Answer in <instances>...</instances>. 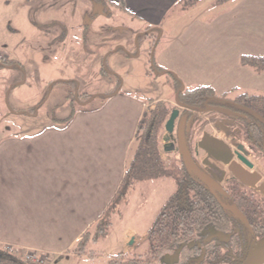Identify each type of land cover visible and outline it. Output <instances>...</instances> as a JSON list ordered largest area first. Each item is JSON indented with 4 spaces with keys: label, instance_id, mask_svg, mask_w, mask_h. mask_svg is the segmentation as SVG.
Instances as JSON below:
<instances>
[{
    "label": "crops",
    "instance_id": "1",
    "mask_svg": "<svg viewBox=\"0 0 264 264\" xmlns=\"http://www.w3.org/2000/svg\"><path fill=\"white\" fill-rule=\"evenodd\" d=\"M52 1L58 0H36L37 26L49 25L62 31L60 23L55 22L59 21L55 6H48ZM204 1L183 11L182 0H67L63 15L68 21L63 31L78 30L80 24L70 23V20L84 15L82 19L88 22L81 31H88V35L82 44L84 40L89 44V32L96 35L107 30L97 22L114 13L120 19H137L141 24L152 26L154 31H175L160 51L155 65L173 73L184 88L210 87L217 95L237 89L241 93L264 96V72L256 74L239 63L241 56H264V0H232L217 7L212 0L207 8L203 7ZM23 2L30 4L29 0ZM74 2L83 13L74 12ZM22 10L25 8L21 4L19 11L23 16L16 14L19 19L27 17ZM109 29L116 31V28ZM61 39L67 41V33H63ZM111 51L114 50L106 53ZM1 55L8 63L13 61L8 55ZM55 59L54 62L58 61L57 57ZM65 81L68 80L60 82ZM152 100L172 106L158 146L163 163L169 166L173 159L181 158L178 130L183 108L170 96ZM153 108L121 88L97 110L77 111L66 125L53 123L31 135L16 136L5 131L0 138V245L49 260L75 255L80 238L92 229L117 194L132 158L137 125L143 113ZM216 114L220 118L213 122L214 127L209 125L198 133L193 156L197 166L224 187L233 176L228 169L233 162L232 154H237L232 151L237 147L236 141L227 137L223 120L231 114L221 109L194 113L186 132L197 116L213 118ZM212 139L229 145L223 157L208 151ZM249 176L253 184L262 179L258 175V180L255 175ZM169 180L136 183L126 195H136L144 185L152 190L163 188L168 186ZM158 182V185L153 184ZM159 194L155 193L160 198ZM167 199H159L158 211ZM123 206L127 207L128 201L122 206L117 204L115 213L123 210ZM140 227L125 230L117 246L106 250L107 254L134 253L145 243L150 226L144 230Z\"/></svg>",
    "mask_w": 264,
    "mask_h": 264
},
{
    "label": "rangeland",
    "instance_id": "2",
    "mask_svg": "<svg viewBox=\"0 0 264 264\" xmlns=\"http://www.w3.org/2000/svg\"><path fill=\"white\" fill-rule=\"evenodd\" d=\"M23 1L0 0V53L8 55L13 60L11 63L22 67V70L0 67V138L5 131L8 132L7 134L16 136L31 135L50 124H59L58 121L69 117L74 108L77 111L80 109L92 111L100 108L105 100L97 97L91 103L79 106L74 100V95L78 93L94 97L115 88L116 77L104 74L103 65L106 66L105 69L118 77L122 91L131 94L133 98L147 101L151 98L170 96L174 100L175 94L170 76L157 77L149 73H151V55L155 62L175 31H153V35L149 38L135 42L136 34H143L147 28L152 26L141 24L137 19L122 17L120 19L114 13L97 22L98 25L101 24V27L105 26L106 31H101L96 35L92 33L93 31L89 32V44L85 40L82 44L83 38L85 39L88 35V31H81L83 24L88 22L82 19L84 15L70 20V23L80 24L78 30L63 31L68 21L63 15L66 12L65 2L67 0L52 1V4H48V6H55L59 18V21L57 19L55 22L60 23L62 31H56L49 25L38 27L35 14L36 0H29L30 4ZM211 1L205 0L203 7H209ZM21 4L25 8L22 11L27 14V17L19 19L16 14L23 16L19 11ZM73 4H75L72 5L74 12L83 13L77 2ZM92 7L94 9L96 5L93 4ZM92 7L90 6V11ZM109 13L110 11L107 10L106 14ZM46 23L49 24V21ZM165 24L166 21L163 22L162 30ZM109 28H116V31H111ZM63 33L68 35L67 41L64 42L61 39ZM156 35L158 36L156 45L151 50L150 43ZM119 47L122 48V52H115L107 57V50H116ZM1 54L0 57L8 63L6 57ZM56 57L58 61L54 62ZM105 59L106 62H104ZM57 77L60 78L56 79ZM61 80H68V84L56 83ZM42 100H44L43 106L30 113V109L35 108ZM169 109L171 112L172 106H169ZM18 111L27 114L16 113ZM202 116H197L193 126L189 130L187 128V138L193 148L200 130L209 125L213 126V122L220 118L217 114L213 118L207 115ZM223 120L227 125V137L236 141L237 147L232 149L233 153L246 158L253 168H245L232 154L233 162L246 175H258L262 178L258 184L244 185L231 176L228 183L235 182L241 189L252 191L264 200V157L231 136L238 128V123L232 116ZM173 161L171 164L180 163L179 157ZM166 183L168 186L163 187L164 191L161 186L152 190L151 187L144 185L134 196L125 194L118 201V205L122 206L128 201V206H123V210L119 207V212L109 215L110 225L105 234L96 236V229L90 230L83 254L78 255L76 252L75 255L51 257L50 260L41 256L40 262L34 264H108L111 259L115 258L116 253L109 255L106 250L117 246L125 230L135 228L137 225L142 226L140 228L143 230L151 226L159 208V199L166 200L175 190L172 180ZM153 184L158 185L159 182ZM155 193H160V198ZM164 195L166 197H163ZM236 235L237 237L240 235L238 231ZM257 244V241L250 243L246 261L256 256ZM147 249V244L144 243L132 254L143 256L147 253Z\"/></svg>",
    "mask_w": 264,
    "mask_h": 264
},
{
    "label": "trees",
    "instance_id": "3",
    "mask_svg": "<svg viewBox=\"0 0 264 264\" xmlns=\"http://www.w3.org/2000/svg\"><path fill=\"white\" fill-rule=\"evenodd\" d=\"M201 1L203 0H182L180 7L187 11ZM230 1L232 0H215L213 6H221ZM153 31L154 29L147 28L143 34L136 37V42L149 38ZM157 37L153 36L151 40V50L156 45ZM122 51V48H117L109 52L107 57ZM239 63L256 74L264 72V56H241ZM150 64V75L170 76L174 94L183 89L176 104L183 108L181 121L184 145L194 166H186L181 158L179 164L165 166L158 146L170 109L163 101L147 100V104L153 105L154 108L145 111L137 125L132 158L122 184L92 229H96V236L106 233L110 225L109 215L115 213L118 201L136 183L167 178L173 181L175 190L159 209L147 230V253L143 256L118 254L108 264H164L165 256L172 257L175 264H248L251 261H246L250 243L264 238V200L252 191L241 189L235 182L221 187L204 173L195 163L186 126L194 113L207 109L225 110L238 123V128L231 136L264 157V96L241 93L237 89L217 95L212 88L204 86L186 89L173 73L157 67L152 55ZM0 67L22 70L20 65L14 63H0ZM105 68L103 65L104 74L116 77L115 88L94 97L76 93L74 100L77 105H87L97 97L106 101L121 89L118 77ZM56 83L68 84L67 81ZM44 100L30 109V113L39 110ZM76 112L75 108L72 109L69 117L58 123L68 124ZM90 230L83 234L75 246L78 255L83 254L85 250ZM237 231L240 234L238 237ZM212 232L230 236V240L224 242L218 238L209 239ZM27 253L24 250L0 252V264H27Z\"/></svg>",
    "mask_w": 264,
    "mask_h": 264
},
{
    "label": "water",
    "instance_id": "4",
    "mask_svg": "<svg viewBox=\"0 0 264 264\" xmlns=\"http://www.w3.org/2000/svg\"><path fill=\"white\" fill-rule=\"evenodd\" d=\"M152 54V53H151ZM183 89L179 90L174 97L176 103H178V95L182 92ZM183 123L181 121L178 130V147L180 151V157L186 166L193 167L194 163L192 162L188 152L186 151L184 145V136L182 132ZM208 151L217 155L218 157H223L228 151L229 147L224 142L218 139H212L209 143ZM236 158L238 161L245 166L247 169H252V164L240 154H236ZM229 171L236 178L237 181L244 185H249L252 183V178L249 175H246L241 169L238 168L235 162H231L228 166ZM257 177V176H256ZM260 179L259 177L256 180ZM218 238L224 242H228L230 240V236H224L222 233L212 232L209 236V239ZM164 264H174V260L172 257L165 256L163 258ZM248 264H264V238L260 239L257 244V254L256 256L248 263Z\"/></svg>",
    "mask_w": 264,
    "mask_h": 264
},
{
    "label": "built area",
    "instance_id": "5",
    "mask_svg": "<svg viewBox=\"0 0 264 264\" xmlns=\"http://www.w3.org/2000/svg\"><path fill=\"white\" fill-rule=\"evenodd\" d=\"M0 63H5V59L2 57H0ZM11 251L10 248L4 246V245H0V252H9ZM41 260V256L40 255H37V254H34V253H31V252H28L27 255L25 256V262L27 264H34L36 262H40Z\"/></svg>",
    "mask_w": 264,
    "mask_h": 264
},
{
    "label": "flooded vegetation",
    "instance_id": "6",
    "mask_svg": "<svg viewBox=\"0 0 264 264\" xmlns=\"http://www.w3.org/2000/svg\"><path fill=\"white\" fill-rule=\"evenodd\" d=\"M175 264V263H174Z\"/></svg>",
    "mask_w": 264,
    "mask_h": 264
}]
</instances>
